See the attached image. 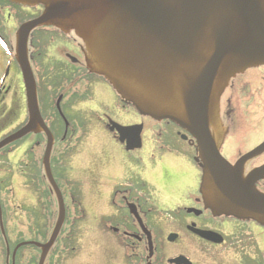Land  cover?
I'll use <instances>...</instances> for the list:
<instances>
[{"label":"flooded vegetation","instance_id":"1","mask_svg":"<svg viewBox=\"0 0 264 264\" xmlns=\"http://www.w3.org/2000/svg\"><path fill=\"white\" fill-rule=\"evenodd\" d=\"M41 13V7L29 8L0 0V71L9 73L1 79L2 83L10 80L11 71L16 67L18 29ZM30 39L31 52L39 50L40 57L42 44L50 56L61 61L52 64L56 78L50 83L41 78V92L44 94L46 89L72 92L64 115L68 128L60 113L62 122L55 116L52 119L56 134L53 133L55 142L51 162L59 187H71L70 200L75 206L70 232L74 235L69 240V250H59L56 245L49 264L75 262L78 258L81 251L74 236L82 230L80 223L89 220L87 202L105 203L101 216L97 218L98 224L89 225L87 231L116 235L117 242L96 243V248L89 250L88 259L80 264H264V221L214 215L205 208L204 171L195 163L197 150L192 135L169 122H166L169 131L152 132L151 126L145 123L148 118L139 116L115 93L110 101H104L103 95L109 86L87 73L82 43L73 33L43 28L35 30ZM10 88L7 86L1 91ZM59 97L63 99L64 95ZM94 99L99 107H90L91 114L98 115L97 122L105 125L113 142L126 152L119 174L111 183L104 182L95 169L86 165L77 169V129L80 120H89V115L79 112L76 117L74 108L83 102L90 104ZM130 110L135 112L137 119L123 123L122 116L130 114ZM41 111L45 119L44 111ZM68 113H74V117ZM221 119L226 128L222 156L237 167L243 157L252 154L239 165L237 177L264 194V66L250 69L231 82L221 100ZM111 123L127 127L142 125L143 132H130L121 140L116 130H112ZM152 124L157 127L156 122L152 121ZM49 128L52 129L51 125ZM136 144L141 147L127 151L128 145L135 147ZM46 145L45 133L39 134L32 149L41 147V164ZM64 172H75L78 178H87L88 191L72 183L77 177L70 176L65 180ZM233 178L229 179L236 183L238 179ZM49 193L53 194L51 189ZM1 203L4 205L6 238L0 229V264H13V201L1 197ZM130 205L137 209L136 216L130 212ZM68 254L72 257L67 259ZM16 260V264H22L23 256L17 255Z\"/></svg>","mask_w":264,"mask_h":264},{"label":"water","instance_id":"2","mask_svg":"<svg viewBox=\"0 0 264 264\" xmlns=\"http://www.w3.org/2000/svg\"><path fill=\"white\" fill-rule=\"evenodd\" d=\"M10 1L44 7L40 18L17 33L16 58L26 87L29 121L0 141L2 150L29 133L43 131L49 138L44 166L59 215L47 243H29L41 250L39 264H45L66 217L64 199L50 169L53 137L41 117L28 60L29 34L42 26L74 31L84 43L89 71L104 77L141 116L169 120L193 135L198 144L196 161L204 171L206 209L214 215L264 221V194L237 177L239 165L252 154L237 167L220 154L221 96L237 75L264 66V0ZM141 128L113 127L121 139L130 132L140 133ZM233 177L236 183L230 180ZM130 209L136 216V208Z\"/></svg>","mask_w":264,"mask_h":264},{"label":"rangeland","instance_id":"3","mask_svg":"<svg viewBox=\"0 0 264 264\" xmlns=\"http://www.w3.org/2000/svg\"><path fill=\"white\" fill-rule=\"evenodd\" d=\"M46 57L42 62L36 63V71L41 72L45 71L46 66L57 65L60 63V60H55L50 56V52L46 49ZM57 52V49L56 51ZM61 59V58H60ZM62 60V59H61ZM43 67H41V65ZM3 72V71H2ZM2 74V73H0ZM6 85L11 86V94L8 95L4 101V107L0 106V139L16 127H18L26 118L25 112V98L23 97V92L21 90L20 76L16 71L11 73L10 80L7 81ZM19 92V94H17ZM66 94L65 102L69 101L68 97H71L72 92H64ZM54 94L59 96L62 94L60 90L56 91ZM114 97L113 91L109 88L105 91L103 95L104 101H110ZM3 100V99H2ZM89 103V102H87ZM91 108L99 107V103L96 99L90 102V104H85V102L76 104L74 108V113L76 117L79 115V112L89 115V120L81 119L78 125V151H77V169H81L82 166L86 165L91 169H95L104 182L111 183L112 180L116 178L121 169L122 157L126 152L123 148L117 143H114L111 139L112 136L108 133L105 125H101L97 122L95 112L93 116L90 112ZM80 109L79 111H76ZM74 113H68L70 117H74ZM130 114L122 116L121 120L123 123H128V120L133 122L137 119L135 112L133 110L129 111ZM14 114V115H13ZM13 115V116H12ZM12 116V118H11ZM132 117V119H131ZM98 119V118H97ZM73 120V119H72ZM82 123V124H81ZM146 125L151 126L152 132L157 131H167L168 127L162 126L157 127L152 124V121L146 120ZM147 128V127H145ZM108 133V134H107ZM110 138V139H108ZM38 139L35 140V142ZM34 142V144H35ZM33 141L25 143L22 148H19L16 153H3L0 154V186L2 189V197L7 199H12L13 201V211H14V241L19 243H42L44 242V236L41 232H44L46 225H49L51 229L52 224L56 218L57 206L53 194H49L48 184L45 182L44 178L41 177L40 172V157H41V147L34 149L31 157H26L30 153L31 147L34 145ZM15 155V156H13ZM33 155V156H32ZM29 158V159H27ZM85 166V167H86ZM31 169V170H30ZM39 173V174H38ZM65 173L66 180L68 178L77 177L75 172ZM67 176V177H66ZM78 179V180H77ZM76 182H72L79 187L87 189V178L80 179L77 177ZM35 186L39 185L37 192L33 190L30 186L31 182ZM70 183V185L72 184ZM69 184V182L67 183ZM87 187V188H85ZM67 196V206L71 216L72 215V206L70 204V193L71 187L63 188ZM86 203V202H85ZM84 203V204H85ZM90 203V204H88ZM42 204V205H41ZM5 205V202H4ZM89 214L87 213L88 222L80 223L82 230L79 231L74 237L76 242L80 246V253L78 258L75 260H70L63 264H80L88 259V253L90 249L96 248V243L112 244L117 242L116 235L110 234H100L97 232L87 231V228L90 226H95L98 224L97 218L102 214L103 207L105 206L104 202H87L85 204ZM46 216V217H45ZM73 218L70 217L67 226L64 228L62 235L59 238L58 249H67L71 247L69 240L65 243V238L68 237L67 233L69 231V236L72 234L70 230L72 229ZM74 235V233H73ZM62 247V248H61ZM62 251H66V250ZM23 263L22 264H35L36 259L39 256V250L33 246H27L23 249ZM61 251V252H62ZM59 252V253H61ZM71 254H68L67 259L70 258ZM72 257V256H71Z\"/></svg>","mask_w":264,"mask_h":264},{"label":"trees","instance_id":"4","mask_svg":"<svg viewBox=\"0 0 264 264\" xmlns=\"http://www.w3.org/2000/svg\"><path fill=\"white\" fill-rule=\"evenodd\" d=\"M52 106L48 102H45V112H48V114L51 112Z\"/></svg>","mask_w":264,"mask_h":264}]
</instances>
